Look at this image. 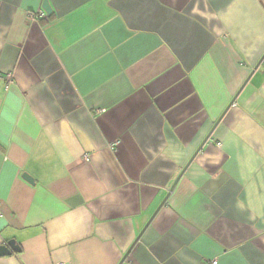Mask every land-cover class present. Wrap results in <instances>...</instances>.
Wrapping results in <instances>:
<instances>
[{"label":"crops","instance_id":"crops-1","mask_svg":"<svg viewBox=\"0 0 264 264\" xmlns=\"http://www.w3.org/2000/svg\"><path fill=\"white\" fill-rule=\"evenodd\" d=\"M45 1L0 0V264H264V0Z\"/></svg>","mask_w":264,"mask_h":264},{"label":"water","instance_id":"water-1","mask_svg":"<svg viewBox=\"0 0 264 264\" xmlns=\"http://www.w3.org/2000/svg\"><path fill=\"white\" fill-rule=\"evenodd\" d=\"M43 11L48 16L52 13L51 6H50V4H49V2L47 0L43 4ZM232 104L233 103H231L230 106ZM206 141H207V139L205 140V142ZM201 148H202V146H201ZM201 148H199V150L197 151L196 154H198V152L201 150ZM182 174H183V172H182ZM182 174L179 176V178L182 176ZM24 179H26L30 183H33L32 178L29 175H27V174L24 175ZM20 251H21L20 247L18 246L16 241L12 240V241L0 246V257L10 256V255H12L14 253H20Z\"/></svg>","mask_w":264,"mask_h":264},{"label":"built area","instance_id":"built-area-1","mask_svg":"<svg viewBox=\"0 0 264 264\" xmlns=\"http://www.w3.org/2000/svg\"><path fill=\"white\" fill-rule=\"evenodd\" d=\"M38 15L33 14L30 17L32 18V20H36L38 17H44V12H41ZM116 145H118V143H116ZM211 264H217V261H212Z\"/></svg>","mask_w":264,"mask_h":264}]
</instances>
